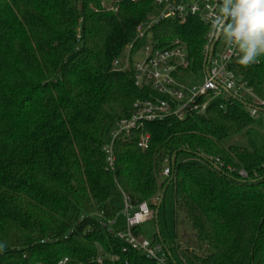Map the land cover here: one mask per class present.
Here are the masks:
<instances>
[{
	"label": "trees",
	"instance_id": "1",
	"mask_svg": "<svg viewBox=\"0 0 264 264\" xmlns=\"http://www.w3.org/2000/svg\"><path fill=\"white\" fill-rule=\"evenodd\" d=\"M153 2L0 0V264H157L124 250L103 223L123 211L125 194L155 213L170 186L196 246L176 251L156 232L169 264H179L174 250L184 264H264V146L248 99L231 96L221 108L216 98L205 112L147 122L115 140L108 167L112 126L138 99L159 96L112 65ZM209 30L190 16L161 19L148 33L157 47L181 39L199 71ZM233 69L264 97V56ZM241 134L245 144H226Z\"/></svg>",
	"mask_w": 264,
	"mask_h": 264
},
{
	"label": "built area",
	"instance_id": "2",
	"mask_svg": "<svg viewBox=\"0 0 264 264\" xmlns=\"http://www.w3.org/2000/svg\"><path fill=\"white\" fill-rule=\"evenodd\" d=\"M153 4V12L137 26L134 39L127 45L122 55L114 59L112 65L114 70L129 75L136 86L151 88L159 96L138 99L133 104L131 114L120 118L112 126L109 132L110 139L103 146L106 162L112 170L115 166L113 149L115 140L119 136H129L133 130L143 129L147 122L164 120L170 116L182 120L188 114L205 112L211 101L216 98L223 100L220 107L225 108V103L231 96L248 99L250 101L248 109L253 118L264 113V97L257 95L247 80L234 71L235 57L228 59L223 41L212 39L209 32L203 50L204 66L199 71L191 68L187 46L181 39L176 38L165 47H157L155 40L145 42L150 36L148 33L150 28L161 19H174L184 23L190 16H196L210 28V23L205 21L210 18L217 0H154ZM156 8L159 13L155 11ZM154 12L155 19L151 18ZM126 49L129 51L126 52ZM141 55L142 58H135ZM200 71L204 73L203 82L199 85L192 84L189 76L198 75ZM149 139L150 134L142 132L139 146L147 148ZM169 174L170 168L165 167L162 176ZM242 174L245 175L244 172ZM124 203L122 213L126 217L125 228L121 230L109 228V225L116 222V218L104 222V226L124 242V250L128 248L135 250L157 264H169L166 247L162 243L145 239L136 231L142 223L154 218L150 203L142 201L134 204L126 194ZM65 261L67 258L60 263ZM98 262L102 263V259L99 258Z\"/></svg>",
	"mask_w": 264,
	"mask_h": 264
},
{
	"label": "clouds",
	"instance_id": "3",
	"mask_svg": "<svg viewBox=\"0 0 264 264\" xmlns=\"http://www.w3.org/2000/svg\"><path fill=\"white\" fill-rule=\"evenodd\" d=\"M209 35L223 41L226 57L242 67L260 63L264 56V0H217ZM4 248L0 244V250Z\"/></svg>",
	"mask_w": 264,
	"mask_h": 264
},
{
	"label": "rangeland",
	"instance_id": "4",
	"mask_svg": "<svg viewBox=\"0 0 264 264\" xmlns=\"http://www.w3.org/2000/svg\"><path fill=\"white\" fill-rule=\"evenodd\" d=\"M158 13L160 12L157 8L155 9ZM156 15L154 12L151 16L153 18ZM155 19V18H153ZM154 39L149 36L146 39V43L153 42ZM144 42V43H145ZM143 43V44H144ZM129 49H126L128 52ZM135 58H142L136 56ZM203 71L198 75L189 76L190 82L192 84H201L203 82ZM118 111V110H117ZM264 113H261L255 117L254 132L257 134L258 141L260 145L264 146ZM106 141L110 139V134H107L105 137ZM245 135H238L236 137L230 138L226 141V144H245L246 143ZM155 216V213H154ZM126 217L120 212L116 217V222L112 225H109L110 229L121 230L125 228ZM140 233L142 237L148 239L151 242L155 240L156 232H159L161 239L166 243L168 248H174L177 251L178 246H190V248L196 246V237L194 230L187 219L184 212L177 210L175 207V195L173 187L170 186L165 193V199L162 206L159 209L157 218L146 221L140 226ZM165 247V246H164ZM175 250L172 255L179 264H184L181 257Z\"/></svg>",
	"mask_w": 264,
	"mask_h": 264
},
{
	"label": "water",
	"instance_id": "5",
	"mask_svg": "<svg viewBox=\"0 0 264 264\" xmlns=\"http://www.w3.org/2000/svg\"><path fill=\"white\" fill-rule=\"evenodd\" d=\"M213 49H214V46H212V48H211V51H213ZM204 112V111H203ZM162 197H163V193L161 194V197H160V199H159V202H158V204H157V208H156V210H155V217L157 218V216H158V213H159V209H160V206H161V203H162ZM167 249V248H166ZM168 251V250H167ZM168 253H169V256H171V253L168 251Z\"/></svg>",
	"mask_w": 264,
	"mask_h": 264
}]
</instances>
